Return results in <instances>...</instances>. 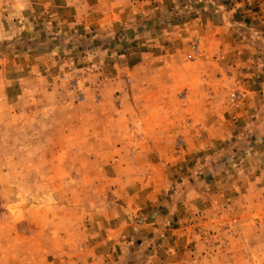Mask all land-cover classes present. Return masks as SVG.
Returning a JSON list of instances; mask_svg holds the SVG:
<instances>
[{"label": "crops", "instance_id": "obj_1", "mask_svg": "<svg viewBox=\"0 0 264 264\" xmlns=\"http://www.w3.org/2000/svg\"><path fill=\"white\" fill-rule=\"evenodd\" d=\"M263 5L259 0H0V105L12 106L13 118L17 115L18 119H27L29 129L46 115L49 121L59 122L72 103L75 109L93 103L87 97L83 104H75L65 87L52 76L54 72L72 70L81 71L88 94L98 91L102 96L101 103L92 111L94 119L141 120L159 110L181 111L182 78L188 86H183L181 100H186L188 106H203L197 116L208 134L204 145L212 147L219 143L227 152L234 147L235 155L229 162L234 160L236 171L257 170L256 161L264 159ZM118 25H139L142 29L134 35V43L122 48L123 59L115 65L113 50L108 42L100 41L104 33L110 41ZM91 28L96 29L93 32L100 40L89 52L78 48L77 43V48L62 49L59 37L68 40L70 33H84ZM193 35L201 38L202 54L184 65L187 40ZM156 76L159 79H154ZM226 81H235L243 90L244 106L235 115L226 110L227 114L209 117L213 93L220 91ZM115 93L122 101L116 112L112 108ZM114 131H108V135ZM188 131L184 130L183 135L192 138ZM76 133L75 129L43 135V146L61 151L62 144L55 137ZM32 136L36 134L29 135ZM163 136L169 137L160 135ZM189 141L186 161L176 164L175 171L168 168L173 166L168 164L170 159L164 160L162 156L169 155L171 145L167 143L168 147L162 150L154 141L153 147L150 142L132 149L117 147L120 159L98 157L97 161H88L86 165L94 170L108 169L107 176H86L82 168L87 161H66L67 168L78 169L73 175L76 185L90 193L92 202L104 200V204L99 201L77 225L57 235L56 244L36 245L31 248L35 254L24 253L23 259L7 263L60 264L63 255L76 264H168L180 230L177 224L181 204L175 206V196H165L161 191L165 177H177L179 187L178 175L188 172L177 201L182 198L189 215L203 216V212L212 214L213 197L208 194L216 179L226 176L224 171L229 168L222 165L221 170L210 161L197 160L200 153L196 148L200 144ZM92 142L89 150L93 153L115 148L102 144L105 147L95 150L100 143ZM81 147L67 150L79 152ZM104 178H108L104 183L107 187L101 198L98 186ZM90 185H95V189ZM80 191L86 196L87 192ZM202 206L207 210L203 211Z\"/></svg>", "mask_w": 264, "mask_h": 264}, {"label": "rangeland", "instance_id": "obj_2", "mask_svg": "<svg viewBox=\"0 0 264 264\" xmlns=\"http://www.w3.org/2000/svg\"><path fill=\"white\" fill-rule=\"evenodd\" d=\"M259 1L264 4V0ZM141 29L139 25L131 28L118 25L113 30L110 41L105 39L109 35L104 33L101 36L100 42H108L107 46L109 45L113 50L112 59L115 65H119L123 59L120 56L123 52L122 48L129 42L134 43V35H137ZM94 30L96 31L91 28L84 33H70L69 39L66 37L68 40H65L64 36L59 37L62 49L67 51L69 48L78 46L84 52H89L100 40L93 32ZM188 38L182 59L185 62L184 65L191 64L202 54L201 38L196 35ZM195 40L199 42L196 52L190 47ZM55 41L59 43L58 40ZM52 76L65 87L75 104H83L87 97L93 103L78 109H75L72 103L68 111L62 113L59 122L49 121L46 115L43 118L46 121H39L35 127L31 124L30 129L27 119H18L17 115L13 118L12 106L0 105V262L2 264L23 259L26 256L24 253L35 254L32 249L36 245L39 246L45 242L56 244L57 235L67 232L66 229L74 224L77 225V222L84 218L85 212L92 209L99 201L101 205L104 204V200L92 202L90 193L85 191L83 186L76 185L77 178L73 175L77 174L78 169L67 168L66 161L69 163L87 161L82 168L86 176L94 175L96 178L107 176L108 169L94 170L86 165L88 161H97L98 157H100L99 160L102 157L120 159L121 154L118 152L120 149L117 147L128 146L127 148L132 149L148 142L153 147L152 141H154L162 150V147L164 150L168 147L167 143L171 145L167 151L169 155L166 153L162 155L164 160L170 159L171 162L169 161L168 164L171 163L173 166L168 168L171 170L176 164L186 161L190 139L194 145L200 144L199 148H196L200 153V156L195 157L197 160L210 161L216 167L225 165L229 168L224 171L226 176L220 180L216 179L210 190L211 193L208 194L213 197V199L210 198L213 201L210 208L212 214L203 212V216L189 215L182 198L177 201L179 197L176 196L181 194L180 189L184 188L182 182L185 185L189 175L187 169H184L186 172L178 175L179 187L176 186L177 177L175 180L174 176L170 177V173V176L167 174L165 177L161 191L165 196H175V206L177 203L181 204L180 221L177 224L180 230L174 243L176 246L172 258L167 260L168 264H264V159L256 161L258 169L249 170V173L253 174L249 175L246 170L236 171L234 160L229 162L230 157L235 155L233 151L236 148L232 147L227 152L224 146H219V143L214 145L215 148L204 145L208 141V134L200 122L202 119L197 116L203 106H188L186 100H181L184 93L182 88L188 86L186 82L184 83V79L181 78L180 81L181 111L179 113L175 110L168 113L159 110L156 114L144 115L141 120L97 121L93 118L92 111L97 104L101 103L102 96L98 91L95 94L92 91L90 95L84 90L81 71L63 70L54 72ZM156 78L159 79V76L154 79ZM125 81L130 82L127 78ZM222 86L220 91L213 93L209 105L211 109L208 111L209 117L222 112L227 114L226 110L235 115L244 106L246 96L235 81H226ZM232 90L240 92L244 97L238 109L228 105V94ZM112 98L113 107H111L116 112V108L121 107L122 101L117 93L113 94ZM184 104L186 105L183 106ZM160 108L165 107L160 106ZM139 114L138 117H140ZM75 129L76 136L81 134V137H55V141L62 144L61 151L54 152L51 146V148L43 146V135L48 136L51 133L58 135ZM17 130L21 133L17 134ZM184 130H189L188 133L192 134V138L185 137L182 133ZM108 131L115 133L108 135ZM30 134H36V136L30 138ZM136 134L138 136L134 137ZM162 134H167L169 137H160ZM93 140L100 143L95 150L105 147L102 144L114 145L115 148H106L102 154L93 153L89 150L92 148ZM76 145H82V150L79 152L67 150L74 149ZM222 168L224 167L220 169L223 170ZM107 179L101 180L98 186L101 198L106 193ZM43 180L53 184H45ZM201 183L203 182H199ZM199 186L203 187V185ZM89 187L95 189V185ZM80 190L87 192L86 196H83ZM202 192L205 191L202 190ZM201 209L207 210L203 206ZM28 216H30L29 221H27ZM44 229L47 231L43 232ZM60 257V264L65 262L76 264L70 258L63 255Z\"/></svg>", "mask_w": 264, "mask_h": 264}, {"label": "built area", "instance_id": "obj_3", "mask_svg": "<svg viewBox=\"0 0 264 264\" xmlns=\"http://www.w3.org/2000/svg\"><path fill=\"white\" fill-rule=\"evenodd\" d=\"M198 46H199L198 40L193 41L190 45L191 49L194 52L198 51ZM243 98L244 97L240 92L235 90L230 91L227 98L229 107L234 109L240 108L243 103ZM64 264H69V263L65 262Z\"/></svg>", "mask_w": 264, "mask_h": 264}]
</instances>
